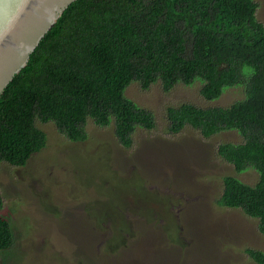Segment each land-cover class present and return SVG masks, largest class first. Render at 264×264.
I'll return each mask as SVG.
<instances>
[{"label": "trees", "instance_id": "obj_1", "mask_svg": "<svg viewBox=\"0 0 264 264\" xmlns=\"http://www.w3.org/2000/svg\"><path fill=\"white\" fill-rule=\"evenodd\" d=\"M257 6L256 0H73L0 94V162L23 166L45 145L36 120L53 121L73 141L86 139L87 117L99 126L112 121L117 140L130 146L136 126L155 125L151 110L124 95L132 80L141 89L159 81L169 91L199 78V94L208 100L244 83V97L227 106H168L167 130L175 134L188 124L203 137L222 130L242 137L219 143L216 152L238 172L252 167L258 180L223 176L217 203L256 218L264 234V24ZM12 242L0 215V251ZM244 251L264 264L260 249Z\"/></svg>", "mask_w": 264, "mask_h": 264}, {"label": "rangeland", "instance_id": "obj_2", "mask_svg": "<svg viewBox=\"0 0 264 264\" xmlns=\"http://www.w3.org/2000/svg\"><path fill=\"white\" fill-rule=\"evenodd\" d=\"M256 1L264 24V0ZM201 83L163 91L159 81L141 89L132 80L124 95L151 110L155 125L136 126L128 147L112 121L99 126L87 117L86 139L73 141L53 121L36 120L45 145L23 166L0 162V215L13 238L0 264H257L244 251L264 252L257 219L217 203L223 176L258 180L255 169L238 172L216 152L242 137L235 130L203 137L188 124L167 130L168 106H227L244 97L239 83L208 100Z\"/></svg>", "mask_w": 264, "mask_h": 264}, {"label": "water", "instance_id": "obj_3", "mask_svg": "<svg viewBox=\"0 0 264 264\" xmlns=\"http://www.w3.org/2000/svg\"><path fill=\"white\" fill-rule=\"evenodd\" d=\"M73 0H0V94Z\"/></svg>", "mask_w": 264, "mask_h": 264}]
</instances>
